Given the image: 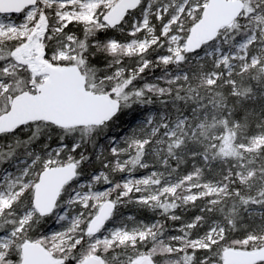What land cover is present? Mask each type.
<instances>
[{
    "label": "snow or ice",
    "instance_id": "obj_1",
    "mask_svg": "<svg viewBox=\"0 0 264 264\" xmlns=\"http://www.w3.org/2000/svg\"><path fill=\"white\" fill-rule=\"evenodd\" d=\"M0 264H264V0H0Z\"/></svg>",
    "mask_w": 264,
    "mask_h": 264
},
{
    "label": "rangeland",
    "instance_id": "obj_2",
    "mask_svg": "<svg viewBox=\"0 0 264 264\" xmlns=\"http://www.w3.org/2000/svg\"><path fill=\"white\" fill-rule=\"evenodd\" d=\"M15 18V17H14ZM51 227L54 229L56 226L55 225H51Z\"/></svg>",
    "mask_w": 264,
    "mask_h": 264
},
{
    "label": "trees",
    "instance_id": "obj_3",
    "mask_svg": "<svg viewBox=\"0 0 264 264\" xmlns=\"http://www.w3.org/2000/svg\"><path fill=\"white\" fill-rule=\"evenodd\" d=\"M126 214H130V213H126ZM145 215H147V213H145Z\"/></svg>",
    "mask_w": 264,
    "mask_h": 264
}]
</instances>
